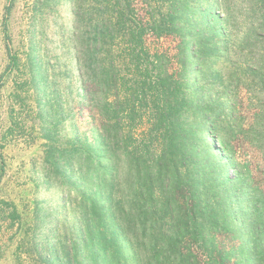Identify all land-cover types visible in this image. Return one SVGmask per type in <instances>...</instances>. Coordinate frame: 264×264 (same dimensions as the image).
Returning a JSON list of instances; mask_svg holds the SVG:
<instances>
[{"label": "rangeland", "instance_id": "1", "mask_svg": "<svg viewBox=\"0 0 264 264\" xmlns=\"http://www.w3.org/2000/svg\"><path fill=\"white\" fill-rule=\"evenodd\" d=\"M130 1L161 28L205 33L203 58L186 76L214 108L219 139L264 186L255 133L264 124V0ZM100 3L0 0V264L92 262L81 243L83 206L98 177L90 161L103 153L78 55ZM185 33L146 42L178 68Z\"/></svg>", "mask_w": 264, "mask_h": 264}, {"label": "trees", "instance_id": "2", "mask_svg": "<svg viewBox=\"0 0 264 264\" xmlns=\"http://www.w3.org/2000/svg\"><path fill=\"white\" fill-rule=\"evenodd\" d=\"M122 3L101 0L78 55L103 153L83 206L90 264H264V186L219 139L214 108L186 76L208 38ZM176 33L187 40L171 68L146 38Z\"/></svg>", "mask_w": 264, "mask_h": 264}]
</instances>
